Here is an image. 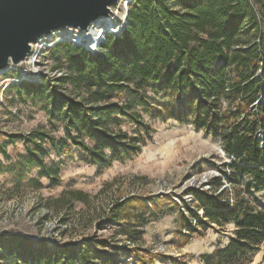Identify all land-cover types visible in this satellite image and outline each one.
<instances>
[{
	"label": "trees",
	"instance_id": "trees-1",
	"mask_svg": "<svg viewBox=\"0 0 264 264\" xmlns=\"http://www.w3.org/2000/svg\"><path fill=\"white\" fill-rule=\"evenodd\" d=\"M102 46L73 64L77 77L65 72L58 79L86 87L87 96L77 101L57 93V85L49 89L54 108L66 110L72 144L101 169L131 159L152 139L143 114L192 123L218 139L236 160L224 163L210 190L187 191L193 204L182 216L191 231L234 223L229 244L207 264H248L264 243V0H137L126 28ZM115 95L126 100L111 102ZM158 96L166 101L155 103ZM117 115L134 122L136 134L119 127ZM76 248L60 256L20 234L0 235L3 264H74L86 258V248Z\"/></svg>",
	"mask_w": 264,
	"mask_h": 264
},
{
	"label": "rangeland",
	"instance_id": "rangeland-1",
	"mask_svg": "<svg viewBox=\"0 0 264 264\" xmlns=\"http://www.w3.org/2000/svg\"><path fill=\"white\" fill-rule=\"evenodd\" d=\"M121 33L109 35L101 46ZM85 56L95 55L61 43L44 51V85L0 84V235L20 234L57 249L60 256L68 247L76 245L79 253L86 248L85 260L74 264H108V258L115 261L109 264H207V257L229 244L235 224L214 223L191 231L181 204L191 203L185 199L190 188L221 177L227 157L219 140L192 123L143 114L152 139L141 153L104 169L90 163L87 150L68 138L66 110L54 108L49 91L57 85L60 95L77 101L87 96L86 87L58 80L63 72L77 77L73 64ZM13 76L16 73L7 75ZM152 99L157 104L166 101ZM125 100L116 95L110 99ZM115 117L123 126L112 121V129L119 126L136 134L134 122ZM250 258L248 264H264V243Z\"/></svg>",
	"mask_w": 264,
	"mask_h": 264
},
{
	"label": "water",
	"instance_id": "water-1",
	"mask_svg": "<svg viewBox=\"0 0 264 264\" xmlns=\"http://www.w3.org/2000/svg\"><path fill=\"white\" fill-rule=\"evenodd\" d=\"M134 1V0H132ZM120 0H0V72L22 66L34 42L56 30H88ZM130 9L127 8L129 18ZM128 24L120 30L122 32Z\"/></svg>",
	"mask_w": 264,
	"mask_h": 264
},
{
	"label": "built area",
	"instance_id": "built-area-1",
	"mask_svg": "<svg viewBox=\"0 0 264 264\" xmlns=\"http://www.w3.org/2000/svg\"><path fill=\"white\" fill-rule=\"evenodd\" d=\"M115 11H116V8L113 6V14H111L110 17H113ZM105 18H109V17H102L99 20H103ZM116 22H119V20H116ZM70 29H74L76 32L82 31V30L77 29V28H70ZM120 30L117 33L107 32L104 40L101 41L100 44L95 49H88L87 47H83L81 45H79V47H82L83 49L87 50L91 54L97 55L100 52L101 44L106 42V39L108 38V36L109 35H116L117 36L120 33ZM55 32L56 31H54L50 35H45V36L41 37L38 41L34 42L33 50L29 54L25 64H23L22 66L10 65L5 70L1 71L0 76H2L4 78L2 79L0 84L6 83L4 85V87L6 88L11 84H19L22 82L35 83V84L42 83L43 82L42 79L45 78V76H46V72L44 71V63L42 62V56L44 55V51L45 50H51V49L55 48V46H57L58 44H61V43H71L70 41H66L65 37L62 36V34H63L62 32H64V30H61V33H59V34H57ZM39 43H40V45H39ZM37 50H38V54L35 56L34 61H32L33 53ZM9 72L16 73V76H13L12 78H10V77L8 78L7 75ZM63 74L66 75V73H64V72H63ZM60 92H61V90L58 91L57 93H60ZM261 99H262V96H260V98L257 102H259ZM221 152L223 153V155H225L227 157V162H226L227 164H230L231 161L236 160V158L233 155L227 154L222 149V147H221ZM209 181H205L203 184L201 183L203 185L201 187V189L210 190L211 186L209 184ZM224 182L226 183L225 186L229 185V184H227V182L225 180H224ZM185 197H186L185 199L191 203L183 201L184 204H181V208L183 211L187 212L186 204H188V205L193 204V197L191 195H189L188 193Z\"/></svg>",
	"mask_w": 264,
	"mask_h": 264
},
{
	"label": "bare ground",
	"instance_id": "bare-ground-1",
	"mask_svg": "<svg viewBox=\"0 0 264 264\" xmlns=\"http://www.w3.org/2000/svg\"><path fill=\"white\" fill-rule=\"evenodd\" d=\"M131 3L132 0H120L113 17L96 21L86 31L76 32L74 29H66L62 32V36L65 37L66 41H70L76 46L81 45L88 49H95L104 40L107 32L117 33L123 28L128 20L127 8ZM116 20H119V22H116ZM55 33L59 34L61 30H56ZM37 54L38 50L33 53L32 61H34Z\"/></svg>",
	"mask_w": 264,
	"mask_h": 264
}]
</instances>
